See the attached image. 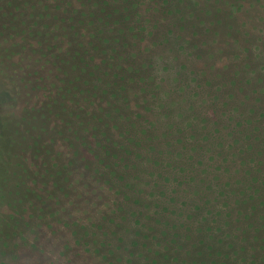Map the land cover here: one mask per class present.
<instances>
[{"label": "trees", "instance_id": "1", "mask_svg": "<svg viewBox=\"0 0 264 264\" xmlns=\"http://www.w3.org/2000/svg\"><path fill=\"white\" fill-rule=\"evenodd\" d=\"M196 6L195 0H0V66L11 72L27 61L28 69L39 57L56 80L39 103L27 101L0 121V250L19 236L20 204L33 186L64 188L79 166L111 192V208L100 215L114 226L111 234L125 235L120 222L134 220L146 227L140 237L151 233L171 253L187 256L198 224L221 232V220L249 264H264L263 57L248 52L234 67L236 56L229 62L226 52V63L210 75H183V63L175 68L154 51L166 46L200 55H193L191 40L207 38L187 25L201 21ZM213 43L225 46L224 39ZM15 104L13 98L11 109ZM104 227L93 224L85 234ZM161 257L163 264L178 263L171 254ZM159 259L148 250L141 263Z\"/></svg>", "mask_w": 264, "mask_h": 264}, {"label": "rangeland", "instance_id": "2", "mask_svg": "<svg viewBox=\"0 0 264 264\" xmlns=\"http://www.w3.org/2000/svg\"><path fill=\"white\" fill-rule=\"evenodd\" d=\"M195 1L198 3L196 11L197 14H201V21L184 23L198 28L207 41L205 40L204 44H194L191 40V45L197 46L192 53L200 54L198 57H189L184 55L183 50L178 51L173 47L161 46L154 49L162 53L166 64L174 61L176 65L174 67L179 68L183 63L186 66L183 75H200L201 70H205L210 75L212 68L226 63L228 55L225 54L226 52L232 54L227 56L229 62L234 59L233 55L236 56L237 62L235 61L234 67L242 65L247 59L248 52H251L253 58H256V53L263 57V62L260 64L264 68V0ZM207 10L211 11L210 16H207ZM207 28L211 31L208 34ZM219 39L225 40L222 49L214 47L213 41ZM226 40L230 44L226 43ZM21 56L24 55L14 56V61L17 62L16 60ZM37 58L38 60L31 63V68L28 69H25L27 61H22L24 64L18 61L11 72L6 71L11 69L7 65L0 66V121L4 117H10L27 101L39 103L51 91L50 80L52 79L51 82L56 80H53V75H50L48 70L40 68L39 63L42 58ZM159 70H161L160 66L158 69L155 67L157 75ZM222 75H228V71ZM13 98L17 104L11 109ZM63 150H65L64 146L61 149L64 154ZM90 175L92 174L78 166L68 178L64 188L55 190L51 182L48 186L34 185L31 198L20 204L23 217L19 223V236L9 237L11 241L7 237H1L9 241L0 250V264H143L148 250L159 252L160 259L156 264L164 263L161 257L164 253L171 254V260L177 258V264H192L194 261L197 264H249L250 259L245 254L243 245L232 235L228 236L230 231L227 227H223L221 220V232L216 231L215 224H212L211 231H208L203 224H198L201 231H197L198 237H194L195 247L191 248L187 256L182 253L178 256L171 253L160 237H152L151 233H148L150 237H140L143 227H146L137 224L134 220L120 222L121 227L128 229L125 235L120 233L121 229L111 234L114 226L101 222L100 218L103 212L111 208V192L106 186L96 183ZM50 193H52L51 198L48 197ZM93 224H102L105 227L96 231L95 235L85 234ZM203 237L208 238L202 245L200 241ZM159 242L160 246H158ZM229 242L235 243L236 249L230 250ZM144 243L146 246H143ZM208 245H212L211 251ZM240 248L243 252L239 250ZM118 256L121 257L120 262Z\"/></svg>", "mask_w": 264, "mask_h": 264}]
</instances>
